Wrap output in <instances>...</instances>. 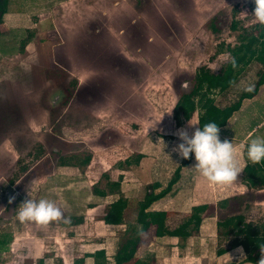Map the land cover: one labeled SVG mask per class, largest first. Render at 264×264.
<instances>
[{
  "label": "rangeland",
  "instance_id": "obj_1",
  "mask_svg": "<svg viewBox=\"0 0 264 264\" xmlns=\"http://www.w3.org/2000/svg\"><path fill=\"white\" fill-rule=\"evenodd\" d=\"M254 7V0H9L0 21V47L11 48L0 49V230L9 229L13 241L0 264H88L83 256L97 244H106L108 254L97 264H115L129 227L107 231L109 242L94 236L104 210L93 208L92 189L121 177L126 194L142 197L154 168L162 177L174 173L183 160L173 151L174 134L183 128L191 135L196 125L176 127L173 107L199 67L220 72L229 57L219 50L245 33L230 30L233 10L245 29L255 23ZM258 68L252 64L216 103L229 105L252 88ZM219 137L234 143L239 135L219 129ZM139 153L146 160L138 168L124 164ZM118 170L125 174L116 176ZM133 177L138 181H127ZM255 191L233 201L232 210L215 212H241L263 224L264 191ZM42 197L78 222H19L16 208ZM135 215L130 208L126 221ZM207 235L178 250L154 242L138 257L145 264H225L216 250L227 241L217 232ZM142 238L147 243L153 233ZM135 256L124 264H134Z\"/></svg>",
  "mask_w": 264,
  "mask_h": 264
},
{
  "label": "trees",
  "instance_id": "obj_2",
  "mask_svg": "<svg viewBox=\"0 0 264 264\" xmlns=\"http://www.w3.org/2000/svg\"><path fill=\"white\" fill-rule=\"evenodd\" d=\"M9 0H0V21L3 15L7 13ZM238 10L232 12V21L230 24L231 31L242 30L245 33L240 36L238 42L231 46L224 44L220 45L219 51L229 54L228 61L223 65L218 73H213L206 66L199 67L191 82V88L188 92L183 93L175 103L172 111V119L176 127H182L188 121L196 118V127L203 126L207 122H215L219 129L224 127L227 121L237 112L241 103L245 99L253 98L258 88L264 84V25L255 21L250 26L243 29L240 21L237 18ZM214 19L210 21V29L214 32L217 28L213 25ZM23 47V46H22ZM4 54H8L11 48H1ZM22 50V49H21ZM252 64L258 65L256 73L257 80L252 88L242 90L236 100L226 106H219L216 103V97H226L244 77L245 73ZM191 154L187 160L183 159L180 165L175 169L171 179L166 187L159 193H154V187L148 185L143 200L140 202L139 210L134 217L133 223H126L129 227L126 230L125 242L120 247L115 256V264H124L130 262L141 243L142 237L148 232L150 227L155 228V237H171L177 238L185 242L188 238L195 237L199 234V228L203 218L216 217V232L218 239L227 241L226 246L219 245L217 255H222L227 251L241 247L246 255L244 262L257 264L261 258V248H264V223L254 224L248 222L246 216L241 213H230L222 215L220 211L232 210L231 203L240 201L242 198L226 199L213 204H205L194 206L188 217L183 218L175 227L169 225L168 219L164 214L148 213L147 209L155 201L167 195L172 186L180 177L182 167H186L191 159ZM142 155H136L132 162L129 158L124 161L126 166L137 164ZM245 166L243 168L242 183L249 189L261 190L264 189V160L259 162H251L243 155ZM90 157L82 160V165H88ZM121 177L117 181L106 179L104 189L94 187L92 195L97 197H105L107 194H115L116 200L106 206L104 211L103 221L105 224L118 226L123 223L126 216L127 199L120 193ZM13 184V180L9 181ZM217 210V213L215 212ZM69 222L65 226L72 227L75 222L74 217H69ZM13 241V234L8 229L0 230V254L6 252ZM184 244L179 243V247L183 248ZM95 256L104 258V251L101 250L95 253ZM134 264H145L142 261H136Z\"/></svg>",
  "mask_w": 264,
  "mask_h": 264
},
{
  "label": "crops",
  "instance_id": "obj_3",
  "mask_svg": "<svg viewBox=\"0 0 264 264\" xmlns=\"http://www.w3.org/2000/svg\"><path fill=\"white\" fill-rule=\"evenodd\" d=\"M221 130L223 134L233 133L235 136L239 135L238 139H236L237 141L233 143L237 147H239L241 144L247 145L248 141L252 138H255L256 136H264V84L258 88V92L253 98L245 99L242 101L240 109L233 114V116L227 121L226 125L222 127ZM174 135L176 136V134ZM139 154H142L143 157L140 159V161L137 164H134L135 165L134 167L137 168L143 159L146 160L145 153L144 154L139 153ZM194 164H195L194 157L191 156L189 164L186 167L181 168L180 177L177 180V182L172 186L171 191L163 198L152 203L151 206L147 209L148 213L164 214L169 221V225L171 227H175L179 221L190 215L191 209L194 206L205 205V204H216L220 201L237 198V197L245 198L247 195L250 194V191L251 192L254 191V190H250L245 184L242 183L241 181L242 171L238 173L237 179L230 184L210 185L206 180H204L198 174V172L194 168H192ZM178 166L176 164L173 165V168L172 166H170L172 168L171 171L172 170L174 171ZM239 166L241 170H243L245 166V160L243 155H241L239 158ZM135 171L139 172L138 169L137 170L135 169ZM154 172H155L154 176H152V180L149 183H151V185L154 187V193L157 194L166 187L168 181L171 179L173 174L169 173L166 177H162L160 176V170L158 168H154ZM111 174L113 175V173ZM116 174H117L116 176L123 175L125 174V171L118 170L116 171ZM137 176H138V180L142 179L141 175L137 174ZM110 180L117 181L118 179H114L113 177H111ZM129 180H137V179L136 177H133L131 179L128 178L127 181ZM120 186L122 187V182ZM121 187H120V193L123 194V196L127 199L126 214L127 211H130V208H134V212L137 213L139 210L140 202L143 200L144 196L141 197L140 194L135 195L134 193L126 194L125 191L121 189ZM263 191L264 189L259 191L256 190L254 193L258 194ZM94 197H95L94 198L95 203H97L96 205L97 207H93V208L102 209L104 211L106 206L112 203L113 201H115L117 198L115 194L114 195L107 194L105 197H97V196ZM93 208H89V210ZM176 216H181V218L178 222L174 223V221H176L175 218ZM103 217H104V212L102 213V216L98 218L99 220L95 223L97 229L94 236L102 237V238L106 236L105 237L107 238L106 242H109L108 235L110 234V233H106L107 231L113 232L114 230L116 229L118 230V228H122V226H125L126 223H133V221H126L127 218L125 216L123 220V223L125 224L118 226L108 225L104 223ZM216 223H217L216 217L203 218L199 228V234L197 235V240L199 239V241H201L202 239H205L207 236H209L207 235V233L211 234L214 232L216 234ZM148 232L153 233V238L149 242H147L148 244L145 243V241H143L142 238L141 243L138 245V248L136 250L137 253H135L137 254V257L134 255L136 261L138 260L144 262L143 259L138 257V254L140 253L144 254L148 250L147 246L148 245L149 247L152 246L154 242L165 241L167 243L172 244L173 248L178 250V248L182 249L179 247V243L185 245L186 243L188 244V242H190L194 238V237L188 238L185 242H182L177 238H171V237H163L158 239L155 237L154 227H150ZM105 245L100 244L99 246V244H97V246H95L93 249L94 251L92 255L91 254L88 255L89 257L87 255L83 256L84 261H86L88 264H97L98 259H103V258L95 256V253L101 250L104 251V256L107 257L108 254ZM218 257H219L218 259H220L225 264H227V262L228 264H251L244 262L246 255L241 247L233 248ZM161 261L162 260H159L160 264Z\"/></svg>",
  "mask_w": 264,
  "mask_h": 264
},
{
  "label": "clouds",
  "instance_id": "obj_4",
  "mask_svg": "<svg viewBox=\"0 0 264 264\" xmlns=\"http://www.w3.org/2000/svg\"><path fill=\"white\" fill-rule=\"evenodd\" d=\"M254 4L251 16L257 23L264 25V0H254ZM185 86L186 82L182 84V87ZM188 124L191 126L197 123L188 121ZM176 135L179 142L174 146L173 151L185 160L191 154L195 160L192 168L210 185L230 184L235 181L238 173L242 171L239 166L241 155H245L251 162L264 160V136H256L250 139L247 145L241 144L237 147L228 139H220L219 127L215 122L210 121L194 128L191 135L183 128L179 129ZM12 199L14 197L10 198L9 202ZM16 218L21 223L47 224L60 219L65 223L69 222L54 201L43 197L38 200L32 198L24 200L16 208ZM261 252L257 264H264V248H261Z\"/></svg>",
  "mask_w": 264,
  "mask_h": 264
}]
</instances>
